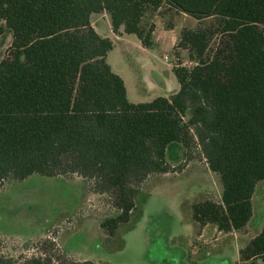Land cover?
I'll list each match as a JSON object with an SVG mask.
<instances>
[{"label":"trees","instance_id":"trees-1","mask_svg":"<svg viewBox=\"0 0 264 264\" xmlns=\"http://www.w3.org/2000/svg\"><path fill=\"white\" fill-rule=\"evenodd\" d=\"M164 8L208 23L181 31L174 51L191 65L173 67L178 91L132 103L107 62L114 43L93 16L107 14L114 34L152 48L154 25L145 21ZM7 30L0 189L33 175L84 178L111 199L117 215L101 228L113 237L142 186L172 172L167 151L178 144L188 157L199 148L221 188L219 201L192 206L200 228L244 235L252 226L264 182V0H0V41ZM0 264L15 263L0 254ZM237 264H264V226L242 241Z\"/></svg>","mask_w":264,"mask_h":264},{"label":"rangeland","instance_id":"rangeland-1","mask_svg":"<svg viewBox=\"0 0 264 264\" xmlns=\"http://www.w3.org/2000/svg\"><path fill=\"white\" fill-rule=\"evenodd\" d=\"M96 31L114 48L107 62L124 81L132 103H146L175 94L179 83L173 67L191 65L186 52L178 60L174 47L185 28L207 25L164 8L146 21L154 25V46L143 48L135 35L114 34L107 14L93 16ZM9 30L0 41V61L7 56ZM167 57V60H166ZM172 172L152 177L142 186L129 223L110 237L101 223L117 215L107 195L93 192L90 183L74 176L33 175L0 189V254L15 264L33 257H50L53 264H237L242 241L264 225V182L256 192L255 224L242 235L218 234L193 220L192 206L219 201L221 188L206 160L194 148L172 144L167 151ZM241 242V243H240Z\"/></svg>","mask_w":264,"mask_h":264},{"label":"crops","instance_id":"crops-1","mask_svg":"<svg viewBox=\"0 0 264 264\" xmlns=\"http://www.w3.org/2000/svg\"><path fill=\"white\" fill-rule=\"evenodd\" d=\"M144 48V47H143ZM167 96V95H166ZM168 96H170V94H168ZM257 218V217H256ZM254 224H255V221H254ZM264 225H262V227H263ZM207 227V226H206ZM206 227H204V228H202L203 230H205V228ZM261 228V227H260ZM258 230H259V228L257 227V230H255L256 232H255V234L256 233H258ZM215 231H217V229L215 228ZM218 234H221L222 235V233H220V232H218ZM227 236V235H226Z\"/></svg>","mask_w":264,"mask_h":264},{"label":"built area","instance_id":"built-area-1","mask_svg":"<svg viewBox=\"0 0 264 264\" xmlns=\"http://www.w3.org/2000/svg\"><path fill=\"white\" fill-rule=\"evenodd\" d=\"M166 60H167V57H166Z\"/></svg>","mask_w":264,"mask_h":264}]
</instances>
